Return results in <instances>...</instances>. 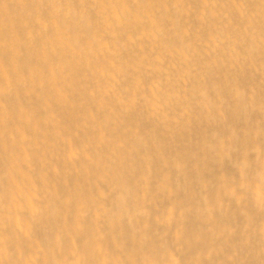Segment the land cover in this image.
Returning <instances> with one entry per match:
<instances>
[{
	"label": "bare ground",
	"instance_id": "bare-ground-1",
	"mask_svg": "<svg viewBox=\"0 0 264 264\" xmlns=\"http://www.w3.org/2000/svg\"><path fill=\"white\" fill-rule=\"evenodd\" d=\"M0 264H264V0H0Z\"/></svg>",
	"mask_w": 264,
	"mask_h": 264
}]
</instances>
